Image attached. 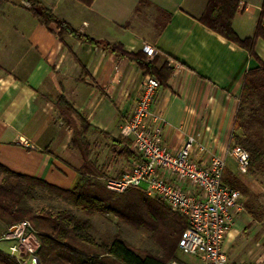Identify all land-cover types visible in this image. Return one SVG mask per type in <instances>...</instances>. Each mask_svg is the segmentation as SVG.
<instances>
[{
    "label": "crops",
    "instance_id": "obj_1",
    "mask_svg": "<svg viewBox=\"0 0 264 264\" xmlns=\"http://www.w3.org/2000/svg\"><path fill=\"white\" fill-rule=\"evenodd\" d=\"M39 1L97 41L121 44L126 52L153 48L155 55L148 58L160 56L173 71L150 108L165 119L163 146L176 154L195 137V155L202 146L206 162L220 155L227 165L236 164L227 150L245 76L264 63L263 39L256 42L254 59L206 27L199 18L208 0H93L90 6L76 0ZM239 1L232 28L246 39L264 13V0ZM146 76L135 63L101 47L70 36L60 39L56 25H41L20 0H0V164L64 191L77 186L84 161L71 148L73 134L53 101L63 95L93 128L85 136L92 159L104 167L106 178L120 177L136 157L113 140L122 139ZM249 187L258 194L253 204L236 189L242 209L223 245L227 264H264V211L260 216L255 211L264 209V188L251 182ZM10 230L0 221L4 254L14 244L7 238ZM180 260L202 264L196 258Z\"/></svg>",
    "mask_w": 264,
    "mask_h": 264
},
{
    "label": "trees",
    "instance_id": "obj_2",
    "mask_svg": "<svg viewBox=\"0 0 264 264\" xmlns=\"http://www.w3.org/2000/svg\"><path fill=\"white\" fill-rule=\"evenodd\" d=\"M90 6L93 0H76ZM23 9L43 26L54 24L58 36L73 39L117 54L135 63L145 75L155 78L160 87H166L173 73L160 56L149 59L143 50L126 52L121 44L97 41L81 34L69 23L59 19L51 9L39 0H20ZM239 0H208L200 22L206 27L233 42L257 59L255 45L264 40V13L250 38L241 39L233 30ZM69 51L71 49L69 48ZM83 72L85 71L82 68ZM264 92V63L247 72L239 97L231 145H238L250 155L249 173L261 162L264 154L251 149L247 141L242 142L238 131L242 128L246 110H252L255 95ZM61 121L72 132L71 148L78 150L84 164L79 172V182L71 191H64L44 181L15 173L0 164V221L9 229L28 222L39 241L37 258L39 264H169L181 262L179 242L189 228L188 220L174 212L161 199L153 198L138 188L124 193L109 191L105 186V169L92 159L93 149L85 138L91 124L63 95L54 100ZM80 120V126L75 119ZM102 133V132H101ZM122 152L134 154L129 146L132 140L114 139ZM252 147V146H251ZM235 189L234 187H230ZM85 212L113 216L118 226H128L149 234L158 252L131 246L121 235H116L110 244L98 242L91 234L90 220L80 221L71 211L58 208L62 203ZM0 264H18L16 260L0 250Z\"/></svg>",
    "mask_w": 264,
    "mask_h": 264
},
{
    "label": "built area",
    "instance_id": "obj_3",
    "mask_svg": "<svg viewBox=\"0 0 264 264\" xmlns=\"http://www.w3.org/2000/svg\"><path fill=\"white\" fill-rule=\"evenodd\" d=\"M143 51L149 57L155 55L149 46ZM159 88L155 78L145 77L140 101L121 131L122 138L132 140L129 149L136 160L120 177L106 178L105 186L109 191L124 193L133 188L142 189L141 185L145 184L143 191L163 200L188 220L189 228L179 242L184 255L202 264H227L223 245L234 215L242 209V194L222 182L226 156L214 155L206 162L204 147L199 146V154H194L195 137H189L176 154L163 146L165 119L150 112ZM227 155L236 162L241 174L249 173L250 155L246 150L230 143ZM7 238L14 241L8 255L18 264H39L36 256L39 241L28 222L13 227Z\"/></svg>",
    "mask_w": 264,
    "mask_h": 264
},
{
    "label": "rangeland",
    "instance_id": "obj_4",
    "mask_svg": "<svg viewBox=\"0 0 264 264\" xmlns=\"http://www.w3.org/2000/svg\"><path fill=\"white\" fill-rule=\"evenodd\" d=\"M253 101L252 108L255 113L252 110H246L245 119L242 122L243 126L238 134L242 142L247 141L250 144L251 149H256L264 154V92L260 93V96H254ZM222 182L227 187H234L242 191L248 197L249 204L255 203L258 194L249 187V182L255 184L258 188H264V156L256 168L247 175L239 172L237 164H234L233 167L228 164ZM141 188L145 189L146 185L142 184ZM63 207L66 210H71L80 221L90 220L92 223L91 234L98 242L110 244L119 234L133 247L158 252V248L150 240L149 234L143 230L137 231L128 226H118L117 220L113 216L89 215L64 202L58 205L59 209ZM255 211L260 216L264 209H255ZM6 254H8V251ZM179 257L185 262L193 258L184 255L182 252L179 253Z\"/></svg>",
    "mask_w": 264,
    "mask_h": 264
}]
</instances>
